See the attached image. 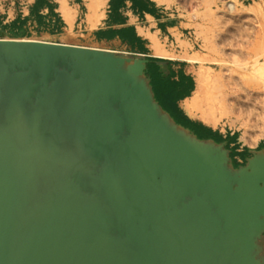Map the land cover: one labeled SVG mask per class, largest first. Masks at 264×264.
<instances>
[{"label": "water", "instance_id": "95a60500", "mask_svg": "<svg viewBox=\"0 0 264 264\" xmlns=\"http://www.w3.org/2000/svg\"><path fill=\"white\" fill-rule=\"evenodd\" d=\"M147 63L0 39V264H259L263 152L172 122Z\"/></svg>", "mask_w": 264, "mask_h": 264}, {"label": "crops", "instance_id": "0c3cea01", "mask_svg": "<svg viewBox=\"0 0 264 264\" xmlns=\"http://www.w3.org/2000/svg\"><path fill=\"white\" fill-rule=\"evenodd\" d=\"M17 3L19 7L9 8V15L0 13L3 29L10 34L0 39L62 44L147 60L145 78L149 85L150 77L159 76L170 79L172 85H187L190 81L191 90L176 103L179 113L221 139L210 142L229 148L232 167L240 166L245 149H236L240 142L235 133L210 128L180 109L181 102L195 92L201 68L191 48L194 43L186 33L183 14L172 0H18Z\"/></svg>", "mask_w": 264, "mask_h": 264}, {"label": "rangeland", "instance_id": "374dc122", "mask_svg": "<svg viewBox=\"0 0 264 264\" xmlns=\"http://www.w3.org/2000/svg\"><path fill=\"white\" fill-rule=\"evenodd\" d=\"M17 1L0 0L1 15H9V8L19 7ZM172 4L183 14L186 33L194 43L191 48L198 56L195 59L201 72L196 83H207L210 94L204 111L195 112L196 116L211 118L208 108L216 103L217 125L214 129L235 133V139L240 142L236 149H245L241 153L244 158L235 169L246 168L249 160L262 152L264 126L245 128L244 119L235 113L238 108L234 109V105L243 102L248 93L264 99V0H172ZM230 4L234 6L233 10H229ZM3 27L0 21V38L10 36ZM218 79L223 80L228 91L224 103L216 98L222 89L214 85ZM225 149L231 154L229 148ZM256 244L254 256L259 264H264V232Z\"/></svg>", "mask_w": 264, "mask_h": 264}, {"label": "bare ground", "instance_id": "6f19581e", "mask_svg": "<svg viewBox=\"0 0 264 264\" xmlns=\"http://www.w3.org/2000/svg\"><path fill=\"white\" fill-rule=\"evenodd\" d=\"M233 9H234V6L230 4L229 10H233ZM178 39H179V37L177 38V40ZM155 54L160 55L161 53L157 52ZM222 81H223L222 79H218L217 83L214 82V85H218V87L222 88L220 90V96H218L216 98L221 100V103H224V100L227 97L226 92H228V91H226V88L224 85L225 83L223 84ZM206 84L207 83H205V82L196 83L195 92L193 93V95L190 98L181 102L180 109L185 114L190 116L192 119L197 120L206 126H210V127L214 128L217 125V118H216V111H215L216 103H213L208 108V112H209L208 114L211 116V118H209L207 116L197 117L196 113H195V112L200 111V110L202 111L203 107L205 106V103L207 104L208 100H210V96H209L210 94L207 93ZM218 90H219V88H218ZM213 96H215V95L213 94ZM236 108H238V110L235 111V113H237L240 116V118L244 119L243 125L245 126V128L254 129V128H257L261 125L264 126V99L262 97L248 93L245 95L243 102H239L238 104L234 105V109H236Z\"/></svg>", "mask_w": 264, "mask_h": 264}, {"label": "trees", "instance_id": "16d2710c", "mask_svg": "<svg viewBox=\"0 0 264 264\" xmlns=\"http://www.w3.org/2000/svg\"><path fill=\"white\" fill-rule=\"evenodd\" d=\"M150 78V87L153 90L156 102L162 106L165 112L170 114L171 118L178 126L188 130L193 136L197 137L198 140L222 141L221 139L215 137L212 132L207 130L205 127L192 123L179 113L176 103L178 100L183 99L187 95V91L191 90L192 85L190 81H188L187 85H172L170 84V79H162V76L153 79L152 77ZM227 140H230V138ZM263 148L264 146H261V149Z\"/></svg>", "mask_w": 264, "mask_h": 264}]
</instances>
